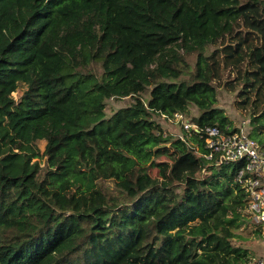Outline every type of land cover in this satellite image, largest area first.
<instances>
[{"label":"trees","instance_id":"1","mask_svg":"<svg viewBox=\"0 0 264 264\" xmlns=\"http://www.w3.org/2000/svg\"><path fill=\"white\" fill-rule=\"evenodd\" d=\"M221 88L264 147V0H0V264H246L245 161L154 121Z\"/></svg>","mask_w":264,"mask_h":264},{"label":"built area","instance_id":"2","mask_svg":"<svg viewBox=\"0 0 264 264\" xmlns=\"http://www.w3.org/2000/svg\"><path fill=\"white\" fill-rule=\"evenodd\" d=\"M180 125L191 135H196L204 141L208 153L205 158L215 166L245 161V167L237 175L238 183L244 188L247 195V207L257 225L264 224V147L249 136L247 128H238L234 131H224L218 126L201 127L189 122L183 116ZM227 129H230L227 128ZM184 140L183 137H181ZM247 264V263H246ZM251 264V263H248ZM255 264H264L259 260Z\"/></svg>","mask_w":264,"mask_h":264},{"label":"rangeland","instance_id":"3","mask_svg":"<svg viewBox=\"0 0 264 264\" xmlns=\"http://www.w3.org/2000/svg\"><path fill=\"white\" fill-rule=\"evenodd\" d=\"M239 92H229L225 88H221L218 96L217 106L221 108L225 115L229 119V127L233 131L238 128H247L248 130L252 129L251 117L238 106L239 103ZM14 97L17 98L18 94H14ZM146 101L149 99V95L144 97ZM132 99L127 98L125 100H110L107 103L105 110L106 117H113L120 109L125 108L131 103ZM197 110L192 107L190 109V114L185 115L184 118L190 119L192 115H196ZM154 121L158 127L157 132L165 133L168 136L172 137H185L182 125H180V117L177 116L174 119L167 118L166 116H154ZM187 138H191L192 135L186 133ZM186 139V138H185ZM41 151L44 150L45 144L42 143L39 145ZM170 147V146H168ZM167 158L162 157L161 160L165 161ZM262 185L264 186V179H261ZM112 186V185H111ZM247 216V222L243 223L240 228L237 230V238L235 239V245H243L245 248L249 249V259L248 263L255 264L259 260H264V224L262 226L257 225L252 218V213L249 212L248 207L245 209Z\"/></svg>","mask_w":264,"mask_h":264}]
</instances>
